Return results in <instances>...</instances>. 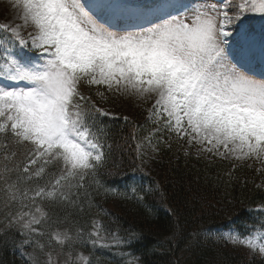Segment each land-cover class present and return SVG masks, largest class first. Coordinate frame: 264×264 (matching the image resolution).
Segmentation results:
<instances>
[{
	"label": "snow or ice",
	"instance_id": "snow-or-ice-1",
	"mask_svg": "<svg viewBox=\"0 0 264 264\" xmlns=\"http://www.w3.org/2000/svg\"><path fill=\"white\" fill-rule=\"evenodd\" d=\"M10 2L20 22L0 24V184L5 209L18 207L5 212L0 234L15 229L23 237L19 247L33 248L24 254L30 264H90L82 253L73 255V245L84 243L83 229L75 235L61 229V221L36 203L76 206L87 178L105 163L98 117L109 113L82 84L152 100L148 120L155 117L156 128L144 138L149 146L167 131L186 153L195 148L197 156L233 169L234 161L254 159L264 175V71L259 78L251 73L256 59L264 64V0H161L140 7L121 0ZM257 14L258 29L252 23ZM22 29L30 30L25 35ZM144 141L136 146L138 158L146 155ZM49 165L58 166V174L44 186L21 187L42 179ZM92 228L88 239L101 247H130L139 238L101 236L95 220ZM221 238L264 257V218Z\"/></svg>",
	"mask_w": 264,
	"mask_h": 264
},
{
	"label": "trees",
	"instance_id": "trees-1",
	"mask_svg": "<svg viewBox=\"0 0 264 264\" xmlns=\"http://www.w3.org/2000/svg\"><path fill=\"white\" fill-rule=\"evenodd\" d=\"M252 23L255 24L254 19ZM81 91L103 108L102 99L96 95L101 88L82 84ZM124 118L111 114L98 117L106 160L97 174L85 181L76 206L36 201L52 220L61 221L58 225L61 229H70L73 235L77 229H83L84 243L73 245L74 257L82 253L90 264H129L134 258H138L137 264H264V257H251L224 246L210 235L220 229L243 232L254 217L264 218V213L256 211L264 206V175L257 172L256 165L236 163L233 169L227 161L215 157L210 161L204 155L176 150L172 144H158V153L153 158L158 171L147 174V157L138 158L136 146L151 133L153 121L140 110L127 120ZM144 144L146 141L142 144L143 153ZM3 163L0 159V170ZM53 173L58 174V166L49 165L42 179L25 182L21 187L44 186ZM16 178L14 172L10 173L11 180ZM17 207L5 209L0 184V221H4L6 211L15 212ZM94 220L101 224V236L115 232L127 238L136 233L139 238L130 247L93 245L88 233L93 231ZM49 223L50 220L45 221L43 230H47ZM3 227L0 223V228ZM22 239L15 229L0 234V264H30L24 254L31 253L33 248L26 245L21 249ZM63 251L61 261L68 249Z\"/></svg>",
	"mask_w": 264,
	"mask_h": 264
},
{
	"label": "rangeland",
	"instance_id": "rangeland-1",
	"mask_svg": "<svg viewBox=\"0 0 264 264\" xmlns=\"http://www.w3.org/2000/svg\"><path fill=\"white\" fill-rule=\"evenodd\" d=\"M122 3L127 4L129 6H144V5H148V4H152V3H159L161 2V0H121ZM183 2H188V0H183ZM199 2L203 3V2H207V3H213L215 2V0H199ZM0 24H4V23H10L12 25L18 24L20 21L17 19V13L15 10H13L12 6H11V2L10 0H0ZM255 20V24L260 25L261 21L259 19V15L257 14V16L254 18ZM259 28V26L257 27ZM30 29H22V32L26 35L27 31H29ZM256 63L257 65H262L259 61V59H256L253 64ZM257 76V75H256ZM257 78H259V76H257ZM86 85V84H85ZM94 87V86H93ZM102 91L104 92V97L101 98L102 99V106L103 109H105V111H107L109 114L111 115H116V116H124V117H129V116H133L137 111L140 110V113L143 114L144 116H146L148 118V109L152 106L153 101L152 100H141L135 97H127V96H118V95H114L111 93H107L105 92V90L101 87ZM155 117H153V119L151 121H153L152 124V129L151 132H153V129L156 128V124H155ZM157 141H161L159 143H157ZM158 144H163L165 146H169V144H172V146L176 149V150H180L181 152H185L183 148L180 147V141L176 140L175 137L173 136L172 139H169V134L167 131H161L159 134H156L153 136L152 138V146H155L157 151H153L152 146H149L146 142V144H144L145 146V150L144 152L146 153V157L147 159L145 160L146 164H145V172L147 174H156L158 171V168L154 165V161L153 158L156 157L157 153H158ZM191 153H194L196 155V149L193 148L190 151ZM186 153V152H185ZM159 158V157H157ZM157 158L155 160H157ZM234 163H240V162H236L234 161ZM244 163H248L251 165H256V168H260L261 164L260 162L256 161V160H248L245 161ZM256 209H264V206H259ZM233 230V229H230ZM229 230L225 229V230H215L213 233H211V237L216 240L217 242L223 244L224 246L227 247H232L236 250L242 251L244 253H246L247 255L251 256V257H256V256H261L258 252H253L252 250H250L248 247L241 245V244H232L230 242H228L227 240L221 238V233H225L228 232Z\"/></svg>",
	"mask_w": 264,
	"mask_h": 264
}]
</instances>
